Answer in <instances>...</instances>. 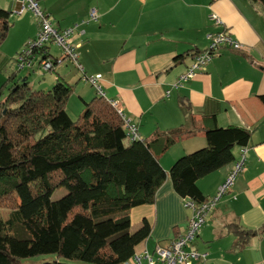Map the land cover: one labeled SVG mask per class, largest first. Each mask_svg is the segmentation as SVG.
Listing matches in <instances>:
<instances>
[{"label": "crops", "instance_id": "0c3cea01", "mask_svg": "<svg viewBox=\"0 0 264 264\" xmlns=\"http://www.w3.org/2000/svg\"><path fill=\"white\" fill-rule=\"evenodd\" d=\"M40 5L59 30L79 24L73 42L79 45L84 72L102 75L99 84L105 97L136 125L140 139L157 130L190 126L184 107H190L196 117L198 133L179 140L160 156L168 178L159 188L156 202L131 210L133 230L144 220L152 226L151 235L136 253L153 252L158 244L167 246L186 231L191 211L185 203L189 198L175 191L170 169L178 158L208 145L206 127L235 125L251 131L250 142L235 147V161L199 179L198 186L208 199L215 197L246 149L244 169L210 211L189 249L207 254L206 260L195 264H264L263 4L254 0H40ZM92 8H97L99 19L82 24ZM0 9L11 11L10 19L15 16L9 36L16 26L21 35L12 54L0 55L1 67L10 55H16L17 61L18 54L37 37L40 26L31 11L17 13L19 4L12 0H0ZM211 13L221 17L224 28L246 49L222 47L205 70L175 87L193 59L191 55L178 58L206 50L210 44L207 35L220 30L211 21ZM51 58L59 63L44 76L50 83L45 85L53 86L58 78L67 81L73 71L78 76L72 78L81 80L69 59L52 54ZM82 95L83 103L78 104L84 109L91 94ZM249 231L255 232L248 238Z\"/></svg>", "mask_w": 264, "mask_h": 264}, {"label": "trees", "instance_id": "16d2710c", "mask_svg": "<svg viewBox=\"0 0 264 264\" xmlns=\"http://www.w3.org/2000/svg\"><path fill=\"white\" fill-rule=\"evenodd\" d=\"M254 1L264 6V0ZM11 14L0 9V46ZM16 76L0 88V94L9 88L0 101V209L10 210L0 222V264L49 254L66 261L43 264H126L151 235L147 220L133 230L130 214L156 202L168 178L161 154L199 131L191 108L184 107L190 126L132 139L123 114L105 96L85 101L75 120L67 110L74 90L68 82L58 78L44 90ZM204 131L208 145L178 158L169 172L175 191L197 203L208 200L198 180L234 162V148L247 146L252 136L235 125ZM61 189L67 193L54 198Z\"/></svg>", "mask_w": 264, "mask_h": 264}, {"label": "built area", "instance_id": "2783aa9c", "mask_svg": "<svg viewBox=\"0 0 264 264\" xmlns=\"http://www.w3.org/2000/svg\"><path fill=\"white\" fill-rule=\"evenodd\" d=\"M19 4L17 13L22 14L25 11H31L37 19L40 29L37 37L30 41L28 45L18 54L17 62L20 69L33 68L38 64L45 71H50L54 68V60L51 57L43 58V54L36 52L44 50L48 53L49 44L54 43L60 47L62 56L69 59L81 73V80L90 83L96 87L100 95L105 96L101 85V74L89 76L84 72V68L80 63L79 45L74 44L73 35L79 28V24L72 27L59 30L54 27L51 16L41 7L40 0H12ZM100 15L97 8H92L88 20L82 24H88L91 21H97ZM211 21L216 27H220L217 32H210L207 38L210 42L209 47L203 52L195 55L188 70L183 73L178 81L174 84L175 87L183 86L187 81L195 78L201 71L205 70L206 66L219 53L224 46L232 47L237 51H244L245 45L231 35L229 29L224 28V22L216 13H211ZM113 104L117 106L114 102ZM120 113L122 111L119 109ZM124 116V115H123ZM125 119V118H124ZM128 133L132 139L139 138L138 128L125 119ZM246 149H243V155L240 161L237 162L235 169L232 171L228 179L219 187L215 197L208 199L202 203H197L192 199H188L185 207L191 211L188 219L186 231L176 237L169 245H156L153 252L147 249L141 253H136L131 261L126 264H195L197 260H206L207 254L201 253L194 249H189L190 245L199 235L201 228L206 223L210 211L215 207L217 202L227 194L233 184L236 176L244 169L246 159Z\"/></svg>", "mask_w": 264, "mask_h": 264}, {"label": "rangeland", "instance_id": "374dc122", "mask_svg": "<svg viewBox=\"0 0 264 264\" xmlns=\"http://www.w3.org/2000/svg\"><path fill=\"white\" fill-rule=\"evenodd\" d=\"M14 17L15 16H13V19H10L11 24H13V22H14ZM13 31L14 32H12L10 36L8 35L9 39L7 37V39L4 41V43L0 46V53H1L0 55L5 54V52H8V54H12V50H14L18 46L19 41H20V37H21L20 28L18 26H16ZM48 46H49V51L52 55L62 56V52H61V49L59 46H57L54 43H50ZM15 56L16 55H10V57L8 58V62L0 67V88L2 87L4 82H6L7 78L13 73H16V75H17L15 78V80L17 82L18 81L20 82V81L26 79L30 82V84L34 88H41L44 90H49L52 88L51 85H50L51 87H49V85L44 84L45 82H46V84H50L44 78V76L49 74L50 71L43 70L41 68L40 64H38L37 68L32 72H29L28 68L20 69L18 62L14 59ZM78 71L79 70L77 69V72ZM78 73H80V72H78ZM73 75L78 76V74L73 71V73L71 75H69V79L72 78ZM80 77H81V73H80ZM69 79H67L66 82H68L70 85H72L74 90H73L72 95L70 96L69 106H68L69 111L68 112H69L70 116L76 120L79 118V116L83 110V107L80 108V105L78 104V101L80 103L81 102L83 103L82 99L80 98V95L89 92L91 94L89 97H91V99H92L93 98L92 96L95 95L97 90H96L95 86H93L90 83H86L83 80H80L78 77L72 78L71 81H69ZM8 93H9V88H7V87L4 88L2 94H0V101L2 99H4ZM91 99H89V100H91ZM66 193H67L66 189L58 190L54 194V198H59L62 194L64 195ZM9 213H10V210L7 208L0 209V222H5L9 217ZM56 260L66 261V259H58L56 255L49 254V255H40V256H35V257L28 258V259H23L21 263L22 264H43L45 262H54Z\"/></svg>", "mask_w": 264, "mask_h": 264}]
</instances>
